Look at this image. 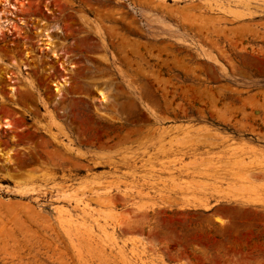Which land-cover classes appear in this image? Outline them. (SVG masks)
<instances>
[{"label":"rangeland","instance_id":"rangeland-1","mask_svg":"<svg viewBox=\"0 0 264 264\" xmlns=\"http://www.w3.org/2000/svg\"><path fill=\"white\" fill-rule=\"evenodd\" d=\"M21 1L0 0V264H264V0ZM43 184L104 191L88 218L126 256L62 225L83 204ZM201 186L259 203L159 204Z\"/></svg>","mask_w":264,"mask_h":264},{"label":"bare ground","instance_id":"bare-ground-1","mask_svg":"<svg viewBox=\"0 0 264 264\" xmlns=\"http://www.w3.org/2000/svg\"><path fill=\"white\" fill-rule=\"evenodd\" d=\"M17 9L23 11V2L21 0H17ZM240 15V14H239ZM164 25V24H163ZM168 27H171V25H167ZM16 27V26H15ZM3 30L1 28L0 25V33H2ZM165 35V34H163ZM176 41L180 42V43H186L187 41L181 37L178 36L176 37ZM52 44V42H49ZM199 44V43H198ZM199 52L201 54V56H203L206 60L213 62L214 64L220 66L222 69H224V64L222 63L221 59L218 57V55L211 49H208L206 47H204L203 45H200L199 47ZM55 52V50L53 51ZM25 81L32 87H34V80L31 79L28 76H24ZM57 90L59 91L62 87H64V84L61 82L56 83ZM14 88V87H13ZM107 99V98H106ZM52 121H54V124L56 126H59L58 122L55 121V119L51 116ZM11 123H9L8 121L3 120V122L0 123V128L2 127H10ZM43 126V125H41ZM45 131L58 143L60 144H65L62 142V139H60V133L56 132V131H52V129H45ZM64 136H66L67 138L69 137V134H63ZM66 148L67 150H69L70 152H74L78 157L80 158H87V152L83 151L81 148H79L75 143L74 140L71 138L66 144ZM7 160L9 161V154L7 155ZM7 178L9 180H12L13 178L8 175ZM90 179V178H89ZM88 179V180H89ZM84 180V179H82ZM96 180V179H94ZM79 181V180H78ZM91 181V180H89ZM80 182V181H79ZM86 182V181H85ZM94 183H97L96 181H91ZM101 182V181H100ZM99 183V182H98ZM88 184V183H87ZM90 185V184H89ZM88 185V186H89ZM13 186V192H16L19 195H24V196H32L34 194H37V192H41L43 187H32V188H26V187H19L17 185H11ZM37 186H50V187H56L59 188L57 185L52 184V185H37ZM80 186H84L83 183ZM88 188V187H86ZM9 190H11L9 188ZM57 190V196L56 198L59 200H66V201H78V202H82L83 207L82 209H80V213L65 207L64 205H57L55 206V210H54V215L58 218V220L60 221V223L63 225H66L67 227H69L68 229H76L78 230H84L89 232L92 235H96L98 236L105 244L109 245L111 248H114L115 250H117L119 253H121L123 256L124 255V244L125 241L123 242L122 245H119V241H118V237L116 235V230H115V226L112 227L108 222L107 223H100L95 219H89L88 217H91V214L88 215V212L86 211V208L90 207V202L89 201H85L83 200V196L84 194H89L93 197H101L102 195H104V191H100L99 192H85L81 197H78L77 192L73 191V190H67V189H56ZM188 192H186V194L184 193L183 195L181 194V196H179V198L175 199L173 202L164 200L161 203H159L160 205L167 207L169 209H174V208H178L180 210H189V209H211L214 205H217L221 202H234V203H239V204H252V205H256L259 203L258 200L255 199H250V198H243V197H239L238 195H235L233 193H231L228 190H223V189H219V188H208V186H201L200 187V191H198L197 193H195L191 188H187ZM102 192V193H101ZM123 194L127 195V192L124 191ZM39 195V194H38ZM38 195L35 196L34 198L37 199ZM180 195V194H179ZM100 199V198H99ZM94 218V217H93ZM111 227H109V225ZM66 227V228H67ZM139 248V245H134L132 246L131 250L135 251L136 248ZM141 252H145V247L143 246L141 249Z\"/></svg>","mask_w":264,"mask_h":264}]
</instances>
